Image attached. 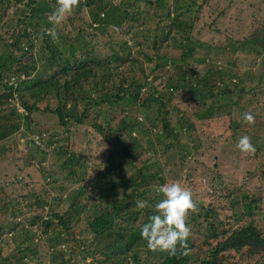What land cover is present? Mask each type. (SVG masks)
I'll return each mask as SVG.
<instances>
[{
  "label": "trees",
  "instance_id": "16d2710c",
  "mask_svg": "<svg viewBox=\"0 0 264 264\" xmlns=\"http://www.w3.org/2000/svg\"><path fill=\"white\" fill-rule=\"evenodd\" d=\"M193 1L81 0V3L87 8L92 22L101 28L120 26L126 21L141 25L147 19L148 25L154 23L152 30H157L158 39L163 42L169 38L174 39L175 33H182L184 35L182 38L185 39L191 25L187 26L185 33L183 17L192 8ZM56 7L57 0H0V24L6 17L8 9L22 16L18 18L19 26L16 23L17 29L12 32L7 40L8 43L2 45L3 49L0 50V107L1 110L3 107L7 108L6 112L0 111V120L4 119L7 122L0 129L3 132L0 140L5 137L4 132L9 128L15 134L14 127H18L19 122L21 124L23 122L22 129H27L26 126L31 121L32 112L37 111L36 104L47 96H51V100L59 105L52 110L46 109V111L56 117L59 127L82 125L89 118L86 123L115 150L108 153L106 164L102 165L101 169L95 166L94 174L86 179V184L90 187L88 194L91 198L87 196L84 201H78L81 190L65 193L63 198L59 194L53 200L57 201V204L68 202L65 210L60 214L44 205L47 210L46 217L43 219L36 215L33 209L31 210L36 203L37 196L30 193L31 203L26 205L29 211L27 217L23 221L20 219L10 223L7 227L0 225V238L4 239L5 235L11 234L8 237L10 239L18 232L26 242L30 243L25 246L22 242L16 247V251L11 256L16 259L14 264H30L37 255V242L46 248L43 252L49 264H66L65 255L60 246L70 242L74 243V251L81 254L83 259L84 253L76 246L86 243L78 236L80 243H77L76 234L69 227L72 219L71 212L75 217L79 215L85 217L86 228L97 245L98 257L95 259L97 264H126L128 261H132V264H245L244 262L248 259L260 254L264 250V238L252 223L257 199L240 194L235 195L230 202L234 213L230 218L232 224L228 229L221 228L220 222L215 223L218 220L215 210L201 208L198 203V213L192 214L187 223L191 227L200 219L205 226L201 235L198 234V244L191 242V238L189 239L191 253L188 256L174 257L167 253L152 251L153 255L146 253L149 256L146 257L144 263L139 261L136 254L144 246L141 227L151 215L156 214L155 205L162 200L160 197L162 194L158 193L157 189L166 183L167 176L158 162L160 158L155 153L150 140L151 130H155L156 124L154 121L150 124L147 118L146 121L140 123L141 119L138 118V122L136 116L121 117L122 110H120L119 116H112L111 123H115V126L111 128L109 127L111 123L108 125L107 122L103 124L98 122V108L111 109L114 104L121 101L132 109L136 106L140 110H147L150 105H156L157 112L161 115L160 135H163L165 140L163 150L164 152L169 150L172 153L173 148L177 151L182 145L179 143L175 127L165 121L167 106L171 105L174 100V92H181L183 100L187 97L191 102L199 104L200 110L193 114L197 120L209 121L221 115L216 102L230 94L231 91L227 89L223 81L230 79L232 75L223 74L213 61L209 62L207 59L200 62L202 65L208 62L204 65L205 71L202 75L194 71L187 73L181 65L193 50V45L189 44V47L186 46L178 58L180 64L177 67L173 65L171 70L157 78L158 84L165 88L164 92H160L154 81H148V75H141V82L129 76L131 70L123 67L131 65L130 68H132L138 63L129 58V52L122 56L117 55V52L114 53L116 50L104 57L99 53L93 54L87 43L80 38L77 39V35L83 32L81 30H77L73 40H63L59 37V43H53L44 29L40 31L42 25L39 18L45 12L51 15ZM157 11L160 14H157ZM67 20L71 22V17L68 16L65 21ZM51 26V24H45L43 27L48 29ZM262 26L261 29L250 34L245 41L237 42L235 50L237 48L253 50L252 48L255 47L257 49V51L253 50L255 55H264V24ZM37 41L39 47L35 45ZM6 48L17 53L16 56L7 52ZM124 48H127L124 42L117 47L122 50ZM34 51L36 53L33 54ZM140 54L146 57L145 53ZM206 57L207 54L204 55V58ZM151 59L154 62L152 67L154 70L171 64L170 61H166L165 56L158 57L153 54ZM118 66H122V73L117 70ZM174 69L178 74L175 82L170 84L169 79ZM20 76H24V79L17 81L15 86L7 85L11 77L18 79ZM12 93L22 112L7 101L12 99ZM207 101L209 102L206 104ZM94 107L96 111L92 112V117L89 112ZM134 113L139 114L137 110ZM10 120L11 123L8 124ZM158 138L157 141L160 142L161 139ZM253 145L258 152L256 144ZM33 148L37 149V147ZM143 152L147 154L145 159H141ZM40 155L43 157V153ZM66 157L63 166L67 170V176L81 180V174L75 172L76 167L81 168V157L74 153H67ZM134 162L140 164L132 171V175L124 180L110 179L115 176V172L122 171V166H128ZM36 167L39 171L41 170L39 164ZM58 190L63 191L64 189L59 186ZM149 190L155 197L149 198L148 205L154 208L146 207L144 223L129 229L126 227L129 223L126 226L125 224L128 220H135L139 214L135 202L137 200L147 201L146 195ZM15 212L12 211L9 216H13ZM242 219H246V223L236 227L235 223ZM121 222L124 225L120 228ZM36 232H38L37 235ZM34 238L36 241H33ZM147 249L145 246L142 250ZM155 255L158 257L155 258ZM7 260L8 258L0 260V264H7ZM35 264L39 263L35 262Z\"/></svg>",
  "mask_w": 264,
  "mask_h": 264
},
{
  "label": "rangeland",
  "instance_id": "374dc122",
  "mask_svg": "<svg viewBox=\"0 0 264 264\" xmlns=\"http://www.w3.org/2000/svg\"><path fill=\"white\" fill-rule=\"evenodd\" d=\"M192 3V8L183 17L185 33L187 26L191 25L185 39L182 38L184 36L182 33H175L174 39L169 38L161 42L158 39L157 30H152L154 23L148 25L147 19L141 25L126 21L120 26L101 28L92 22L83 3L70 15L71 22L64 21L57 27V31L63 40H73L77 30L83 31L77 35V39L80 38L87 43L93 54L99 53L102 57L115 50L114 53L117 52V55L121 56L129 52V58L138 62L132 68H130L131 65L123 67L131 70L129 76L141 82L140 76L148 75V81H154L160 92H164L165 88L158 84L157 78L171 70L173 65L177 67L180 64L178 58L189 44L193 45V50L181 65L187 73L194 71L202 75L205 71L204 65L208 62L204 65L200 62L206 59L215 64L218 62L219 66L217 64L216 66L223 74L230 73L232 77L225 79L223 84L231 92L227 97L216 102L221 115L209 121L197 120L193 114L200 110L199 104L191 102L187 97L183 100L181 92H174V100L171 105L167 106L165 121L175 127L179 143L182 145L177 151L173 148L172 153L169 150L166 152L163 150L165 140L163 135H160L161 115L158 114L157 106L154 104L150 105L147 110L137 109L136 106L132 109L122 101L114 104L111 109L101 107L98 108V122L101 124L107 122L109 125L112 122V116L120 115V110H122L121 117L136 116L138 122V118L141 119L140 123L146 121V118L150 124L154 121L156 128L154 131L151 130L150 140L155 153L160 158L158 162L163 167V171L167 173L165 182L178 180L183 186L190 188L201 208L215 210L218 219L215 223L220 222V227L223 229L230 228L232 224L230 218L234 211L231 209L230 202L235 195L242 194L257 199L252 223L264 238V55H255L253 53L257 51L255 47L252 48L254 51L247 49L246 51L242 48L235 50L237 42L245 41L250 34L263 27L264 0H194ZM41 5L39 2V6ZM7 11L6 17L0 24V50L2 45L8 43V38L20 24L18 18L22 17L12 9ZM157 14L160 12L157 11ZM49 17L48 13H42L39 18L42 25L40 31L46 30L43 27L45 24H50ZM122 42L127 48L117 49ZM35 45L39 47V42L37 41ZM7 52L13 56L17 54L11 49H7ZM141 52L145 53L146 57H143ZM153 54L158 57L165 56L166 61H170L171 64L158 70L152 69ZM205 54H207L206 58H204ZM123 68L122 66L117 67L119 73H122ZM173 71L169 79L170 84L175 82L178 74L175 69ZM50 97L47 96L36 104L37 111L32 112L31 121L26 126L27 129H22L23 122L22 124L19 122L18 127H14L15 134L9 128L4 132L5 137L0 140V225L4 227L20 219L23 221L27 217L29 211L26 205L31 203L30 193L37 196L34 207L30 208L41 217L46 215L47 207L60 214L63 213L68 202L57 204L53 198L58 197L59 194L63 198L65 193L81 190L78 201H84L87 196L91 198L88 194L90 187L86 184V179L94 174L95 166L101 169L102 165L106 164L108 153L115 150L86 123L89 118L82 125L59 127L56 117L46 111V109L52 110L59 105ZM6 110V107L2 110L0 107L1 112H6ZM94 110L96 111L95 107L89 113L92 114ZM135 110L139 114L135 115ZM245 112H251L255 117L254 125L249 126L243 121ZM5 123L7 122L4 119L0 120V129ZM9 123L11 120L8 121ZM114 126L115 123L109 125L111 128ZM0 135H3L1 130ZM244 135L249 136L252 143L256 144L258 152L245 155L239 151L236 145L239 138ZM33 136L40 137L37 144L30 143L29 140ZM157 137L161 139L160 142L157 141ZM40 153H43V157ZM67 153H74L81 157V168L76 167L75 171L81 174V180L67 176V170L63 166ZM146 157L147 154L143 152L141 159ZM37 164L41 172L36 167ZM139 164L134 162L128 166H122V171L115 172V176L110 179H126L127 176L132 175L135 167H139ZM59 186L64 190H58ZM151 197L155 195L149 190L146 195L147 203L150 202ZM160 197L163 199L162 195ZM43 201H45L44 204ZM148 207L154 208L150 204ZM12 211L16 212L13 216H9ZM138 212L135 220H128L125 224L126 226L129 223L126 226L129 229L144 223L145 209L138 210ZM71 218L69 227L76 234L77 243H80L78 237L86 243L76 246L85 257L82 259L83 256L74 251L73 242L66 243L60 246L65 255L66 264H97L95 262L98 257L97 245L86 228L85 217L83 215L75 217L71 212ZM245 223L246 219H242L237 221L235 226ZM123 225L124 223L121 222L120 228ZM204 226L200 219L192 224L190 227L191 242L199 243L198 234L201 235ZM10 235H5L4 239L0 238V260L8 258L6 263L14 264L16 259L11 256L16 251V247L22 242L25 246L30 243L26 242L18 232L9 239ZM33 241H36V238ZM142 243L143 248L147 247L144 239ZM143 248H140L136 254L141 263L145 262L148 254L153 255L150 249L142 250ZM36 249L37 255L30 264H35V262L49 264L44 257L43 251L46 250L44 245L37 242ZM27 253L30 252L27 251ZM156 257L158 255H155ZM244 263L264 264V250ZM126 264H132V261Z\"/></svg>",
  "mask_w": 264,
  "mask_h": 264
},
{
  "label": "clouds",
  "instance_id": "9594fccd",
  "mask_svg": "<svg viewBox=\"0 0 264 264\" xmlns=\"http://www.w3.org/2000/svg\"><path fill=\"white\" fill-rule=\"evenodd\" d=\"M80 3L81 0H57V7L49 17L52 27L45 30L53 43H59L57 27L80 6ZM217 65L219 66V63ZM243 121L251 126L255 124V117L251 112H245ZM236 147L245 155H253L256 151L247 135L239 138ZM157 191L162 194L163 199L155 205L156 214L151 215L142 225L141 237L153 252L159 251L174 257L188 256L191 253L189 239L192 231L187 221L192 214L198 213L199 204L194 199L192 190L178 180L159 186ZM135 206L142 210L149 205L147 201L137 200Z\"/></svg>",
  "mask_w": 264,
  "mask_h": 264
},
{
  "label": "built area",
  "instance_id": "2783aa9c",
  "mask_svg": "<svg viewBox=\"0 0 264 264\" xmlns=\"http://www.w3.org/2000/svg\"><path fill=\"white\" fill-rule=\"evenodd\" d=\"M218 64V63H217ZM24 79V76H20L18 79L16 78H14V77H11L8 81H7V85L8 86H15L16 85V83H17V81H19V80H23ZM16 81V82H15ZM12 99H8L7 101L9 102V103H11V104H14V106H15V108L16 109H18L20 112H22V110L20 109V107L18 106V104L16 103V101H15V95H14V93H12ZM40 140V137L38 138L37 136H33V137H31V139L29 140L30 141V143H33V144H37V141H39ZM45 218V216H43V219ZM37 234H38V232H37Z\"/></svg>",
  "mask_w": 264,
  "mask_h": 264
},
{
  "label": "water",
  "instance_id": "95a60500",
  "mask_svg": "<svg viewBox=\"0 0 264 264\" xmlns=\"http://www.w3.org/2000/svg\"><path fill=\"white\" fill-rule=\"evenodd\" d=\"M12 142H14V141H12Z\"/></svg>",
  "mask_w": 264,
  "mask_h": 264
}]
</instances>
